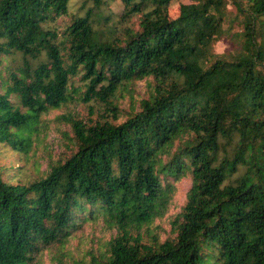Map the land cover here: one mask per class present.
<instances>
[{"label":"trees","instance_id":"trees-1","mask_svg":"<svg viewBox=\"0 0 264 264\" xmlns=\"http://www.w3.org/2000/svg\"><path fill=\"white\" fill-rule=\"evenodd\" d=\"M70 1L0 0V144L24 149L74 93L116 119L119 90L146 79L151 91L120 123L71 119L75 150L43 177L0 171V264H28L98 216L117 228L100 264H264V0H231L243 40L230 60L210 51L227 0H189L175 17L173 0H82L72 13ZM133 17L136 30L120 28ZM186 176L175 237L142 242L131 229L162 216Z\"/></svg>","mask_w":264,"mask_h":264},{"label":"rangeland","instance_id":"rangeland-1","mask_svg":"<svg viewBox=\"0 0 264 264\" xmlns=\"http://www.w3.org/2000/svg\"><path fill=\"white\" fill-rule=\"evenodd\" d=\"M82 0H71V13L76 12ZM189 0H173L169 5V13L177 16L180 3H188ZM121 9L120 2L116 1L106 9L114 13ZM70 16L60 17L58 26L62 27L69 22ZM242 16L238 14L231 0H227L226 10L223 15L222 28L225 33L212 41L210 51L225 59H233L241 49L243 40ZM138 28V19L123 21L120 28ZM122 30L115 33L120 36ZM43 55L40 56L43 59ZM215 59L212 57L210 62ZM32 63L37 60L30 59ZM76 86L82 83L74 78ZM148 81L138 80L125 89L119 90L113 102L117 106V118H113V112L101 102L82 101L78 93L59 108H51L42 112L38 117L35 128L26 133L28 143H24V149L14 150L9 144H0V171L2 178L12 183H29L46 175L52 165L64 161L75 150L73 131L70 120L78 119L86 124L95 123L97 120L109 119L113 123L124 121L127 116L139 110V102L146 99L150 93ZM189 177H183L175 181L176 191L168 210L160 217H156L151 223L143 225L139 230L131 229L132 234L139 232L144 243L162 242L176 235L172 220L181 211L186 199V193L190 187ZM71 235L65 241L53 242L41 247L34 253L28 264H100L109 255V241L116 236L117 228L108 224L102 216L96 219H86L76 222Z\"/></svg>","mask_w":264,"mask_h":264}]
</instances>
